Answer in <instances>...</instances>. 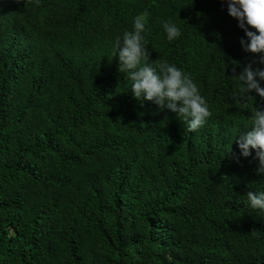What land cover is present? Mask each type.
<instances>
[{
  "label": "trees",
  "instance_id": "obj_1",
  "mask_svg": "<svg viewBox=\"0 0 264 264\" xmlns=\"http://www.w3.org/2000/svg\"><path fill=\"white\" fill-rule=\"evenodd\" d=\"M145 10L150 62L207 98L196 132L118 71L115 37ZM241 38L221 0H0V264H264L246 196L264 177L236 144L264 99L234 98L259 66Z\"/></svg>",
  "mask_w": 264,
  "mask_h": 264
},
{
  "label": "clouds",
  "instance_id": "obj_2",
  "mask_svg": "<svg viewBox=\"0 0 264 264\" xmlns=\"http://www.w3.org/2000/svg\"><path fill=\"white\" fill-rule=\"evenodd\" d=\"M227 6V13L237 21L243 30L244 38L239 43L243 51L257 55L253 67L250 63L234 75L239 86L234 92V98L247 109L248 101L255 92L264 99V0H221ZM149 12L138 13L132 18L131 30H126L114 40L115 57L118 59V71L126 73L130 82L129 89L133 97L143 105L150 101L159 110L167 109L180 117L190 132H196L203 127L212 116L207 98L201 94L191 73L178 68L166 61L150 62L149 47L145 33L148 27ZM166 39L172 42L182 36L181 26L169 18L162 22ZM235 65L239 62L231 61ZM240 156L247 158L255 152L259 161L256 175L264 177V109L251 105L250 122L236 140ZM247 203L250 209L264 211V188L248 191Z\"/></svg>",
  "mask_w": 264,
  "mask_h": 264
}]
</instances>
